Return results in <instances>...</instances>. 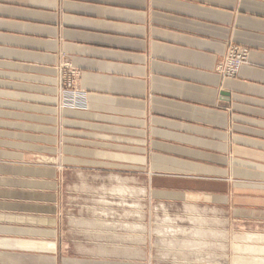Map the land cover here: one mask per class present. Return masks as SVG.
<instances>
[{"label":"crops","instance_id":"obj_1","mask_svg":"<svg viewBox=\"0 0 264 264\" xmlns=\"http://www.w3.org/2000/svg\"><path fill=\"white\" fill-rule=\"evenodd\" d=\"M237 44L248 61L223 76ZM60 71L72 100H56ZM0 153L15 157H0V264H130L61 241L69 169L259 226L264 0H0Z\"/></svg>","mask_w":264,"mask_h":264},{"label":"rangeland","instance_id":"obj_2","mask_svg":"<svg viewBox=\"0 0 264 264\" xmlns=\"http://www.w3.org/2000/svg\"><path fill=\"white\" fill-rule=\"evenodd\" d=\"M237 49L248 52V61L249 47L237 44ZM63 72L64 71H60V78L56 76L55 97L57 102L59 100L64 101L65 99L72 100L73 98V73L72 71ZM25 151L30 155V158L27 157L25 162L30 161L36 165L39 164L49 167L61 166V163H59L57 159L59 155V151L57 150L55 153H50V156H48L51 158L50 160L43 158L41 154H36L37 152L31 154L33 151L28 148H26ZM0 157L10 160L15 158L2 153H0ZM52 158H56V160H52ZM17 160L21 161V158ZM65 175V183L67 184H65V186L67 189L65 197L63 199L61 198V202H64V208H61V212L59 213V219L61 220L60 230L62 231L60 235L62 238L61 241H64L68 251L71 253L79 251L85 254L90 251L93 252V254L102 256H124L129 258L130 264H237L233 261L235 254L234 246H232L233 236L245 231H260V233H264V222L259 226L247 221L240 222L237 220V212L225 208L223 205L217 206L218 208H222V210L213 211L211 209L213 205L207 206V210H198L189 206L182 207V203L179 201H175L174 203L162 201L164 204H161L160 201L152 199L149 194L146 193L145 188L136 186L133 184L134 181H132V183L127 179V186L144 189V192H141V194L124 198L127 204L133 202L140 204L138 211L141 217L134 216L133 219L132 217L126 216V211L129 210V208L120 204L122 201L121 198H119V196L110 195L108 191L113 184H117L115 180L111 181L110 177L114 175L123 180V178L127 176L126 173L123 174L121 171L104 169L77 173L69 169ZM140 182H142V179H140ZM135 183L138 184V182ZM75 184H78L76 189L80 191L75 190ZM199 204H202L200 205L201 208L205 206L203 202ZM187 208H194L195 212L192 211L194 214ZM103 213H108V215L106 216ZM193 215H202V218L207 220L204 227L216 229L218 232H221L222 235L216 234V236L206 237L205 239L208 243L205 245L200 244L197 246L195 244L191 245L190 243L185 245L175 243L171 251H169L170 246L167 244L168 240L162 239L161 234H158L154 229L158 224L164 223L166 217H169L171 221H173V225L186 228V231H190L193 226L190 217ZM56 216L57 214H55L54 217L56 218ZM111 220L127 221L128 223L139 225L143 224L145 230L141 233L139 232L142 231L141 229H132L135 232L131 234L129 230L123 228H117V230H115L101 227L99 221L108 222ZM75 232H79L80 234H76ZM50 233H53L52 229H50ZM129 234L133 235L132 238L138 237L144 240L143 242H129L121 239L127 238ZM82 236L92 239L95 242H87ZM166 237L169 238L167 235ZM177 238L182 239L185 237L178 235ZM164 240L166 242H164ZM80 247H82L81 251L79 250Z\"/></svg>","mask_w":264,"mask_h":264},{"label":"bare ground","instance_id":"obj_3","mask_svg":"<svg viewBox=\"0 0 264 264\" xmlns=\"http://www.w3.org/2000/svg\"><path fill=\"white\" fill-rule=\"evenodd\" d=\"M110 180L111 181L115 180L117 184H113L109 188L108 190L109 194L119 196V198H121L122 200L120 204H122V206L124 205L129 208V210L126 211V216L132 217L133 219H134V216L141 217L140 212L138 211V207L140 206V204L136 202L127 204L126 199L124 198L141 194V192H144V189L127 186L126 184L127 179H125L124 181V179L121 180L120 177L118 176L113 175L112 177H110ZM187 209H189L191 213L192 211L195 212L194 208H187ZM103 214L106 216L108 215V213H103ZM202 217H203L202 215H193L190 217V219L193 222L192 223L193 226L191 227L190 231H186V228H181V227H178L177 225H173L172 223L173 221H171L169 217H166L165 218L166 221L164 223L158 224L154 230L158 234L159 233L161 234L162 239L168 240L167 244L170 246L169 251H171V248L173 247V244L175 243H181L184 245L190 243L191 245L195 244L197 246H199L200 244L205 245L206 243H208V241L205 239L206 237L216 236V234H219L221 236L222 234L221 232H218L216 229L205 228L204 226L207 220H204V218ZM99 222H100L101 227L111 228L115 230H117V228H123V229L129 230L131 234H134L135 232L132 229H136V228L141 229L142 231L137 230L141 233H143V231L145 230V226L143 224L139 225L135 223H128L127 221H112L111 220L108 222L106 221H99ZM166 235L169 238H167ZM178 235H182L185 238L179 239L177 238ZM186 236H189V237H186ZM132 237L133 235L129 234L127 235V238H121V239L124 241H129V242H136V241L143 242L144 240L143 238H138V237L132 238ZM164 242L166 241L164 240ZM232 246H234V250H235V254L233 258V261L235 263L237 264H264V233H260V231H245V232L237 233V235L233 236ZM172 259H175V258H172Z\"/></svg>","mask_w":264,"mask_h":264},{"label":"built area","instance_id":"obj_4","mask_svg":"<svg viewBox=\"0 0 264 264\" xmlns=\"http://www.w3.org/2000/svg\"><path fill=\"white\" fill-rule=\"evenodd\" d=\"M248 52L237 49V45H230L227 48L224 61L220 64L219 68L223 76H233L238 67L247 62Z\"/></svg>","mask_w":264,"mask_h":264},{"label":"water","instance_id":"obj_5","mask_svg":"<svg viewBox=\"0 0 264 264\" xmlns=\"http://www.w3.org/2000/svg\"><path fill=\"white\" fill-rule=\"evenodd\" d=\"M221 95H226V94H223V93H222Z\"/></svg>","mask_w":264,"mask_h":264}]
</instances>
